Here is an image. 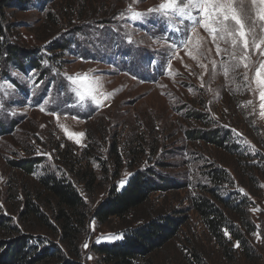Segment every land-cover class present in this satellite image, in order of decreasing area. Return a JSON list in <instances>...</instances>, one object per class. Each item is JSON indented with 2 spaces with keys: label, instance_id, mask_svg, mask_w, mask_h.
<instances>
[{
  "label": "rangeland",
  "instance_id": "obj_1",
  "mask_svg": "<svg viewBox=\"0 0 264 264\" xmlns=\"http://www.w3.org/2000/svg\"><path fill=\"white\" fill-rule=\"evenodd\" d=\"M95 1L106 13L117 8L114 16L103 18L109 24L90 23L77 32L71 49L64 50L62 57L58 50H50L51 41L61 37L58 31L42 39L38 34L37 23L46 9L38 8L34 0L27 9L6 11L5 22L17 27L13 32H18L24 50L38 53L36 66L23 70L0 61V126L9 128L11 121L16 122L6 133L0 132V216L25 228L18 223L25 204L14 188L32 182L25 181L19 169H11V162L39 157L42 160L30 175L33 183L48 175L76 184L78 180L58 159V152L67 148L78 159L75 169L92 172L96 183H108L104 169L108 175L115 174L109 156L115 144L122 156L121 167L109 183L122 186L121 181L125 183L135 170L146 168L155 173L154 183L165 189L152 191L124 218H112L105 224L92 222L82 247L85 264H99L91 244L119 241L126 223L136 227L149 220L175 221L176 225L171 237L145 264H195L194 256L200 264H264V115L251 81L254 68L264 57L249 49L254 63L245 86L243 66L224 74L225 63L237 62L232 60L231 43L217 41L227 50L217 55L212 38L199 25L194 31L189 26L186 35L183 29L175 30L176 22L147 13L161 0ZM242 3L251 26L255 10L251 0ZM118 7L121 11L116 14ZM135 12L146 15L133 19ZM166 23L171 25L170 36ZM254 35L257 42L264 39L258 23ZM236 55H243L242 46ZM85 74L88 81L73 84L67 79ZM89 84L95 102L88 93ZM77 92L85 95L83 101ZM249 100L253 103L247 104ZM194 112L204 120L197 122L190 114ZM214 128L225 136L222 146L192 138L197 131ZM126 149L138 153L128 161ZM214 171L219 172L221 185L213 184ZM103 196L104 191L96 189L85 200L94 207ZM203 198L215 205L220 198L244 199L253 230L237 221L240 215L235 213L231 219L243 234L245 249L240 244L236 247L237 241L222 240L207 226L195 209ZM4 233L0 230V241L5 239ZM41 235L47 237L43 230ZM223 237L229 235L224 232ZM36 238L32 242H38Z\"/></svg>",
  "mask_w": 264,
  "mask_h": 264
},
{
  "label": "trees",
  "instance_id": "obj_2",
  "mask_svg": "<svg viewBox=\"0 0 264 264\" xmlns=\"http://www.w3.org/2000/svg\"><path fill=\"white\" fill-rule=\"evenodd\" d=\"M32 1L34 0H0V61L6 64L14 63L20 70H23L25 66H36L38 52L36 49L31 52L24 50L23 41L19 38L18 32H13V30L17 31V27H10L5 22V15L8 9H27ZM35 1L40 5L38 8L46 9L41 21L37 23L40 39L58 31L59 34L56 33L61 37L52 40L53 46H49L51 51L58 50L59 57L63 56L64 50L71 49V40L77 37V32L88 28L90 23L98 22V26L109 24L108 20L103 18L114 16L117 9L113 7L106 13L95 0ZM120 11L118 7L116 14ZM66 35L68 36L64 38ZM7 71L8 69H4V75H8ZM190 114L199 123L204 120L201 114L196 112ZM15 124V121H11L9 128L0 126V132L6 133ZM197 133L192 137L194 141L202 140L218 146H222V139L225 138L224 135H220V129L217 128L204 132L197 131ZM225 134L227 140L228 132ZM231 148L233 149L230 147V150ZM137 153V151L126 149L128 161L133 154ZM109 156L113 162L115 174L108 175L110 172L104 169L108 183H96L92 172L75 169L78 159L72 154V150L65 148L58 152V159L78 180L79 183L76 184L79 187L68 180L48 175L35 179L33 183L30 175L35 166L41 162L42 159L40 160L39 157L11 162L9 164L11 169H19L24 174V176L22 174L23 179L32 183H18L14 188L15 193L21 195L20 201L25 204L18 218V223L25 228H19L9 218L0 216V230L6 235L5 239L0 241V264H85L82 259L84 252L82 247L92 222L105 224L112 218H124L144 203L152 191L165 189V185L157 186L154 183L155 173L146 168L135 170V173L122 186L118 183H109L115 180L117 170L121 167L122 156L115 144L111 146ZM219 178V172L214 171L212 180L215 186L222 184L218 183ZM164 182L161 180V184ZM96 189L104 191L105 196L91 207L85 199ZM211 194L214 196L213 190ZM209 201L211 200L203 198L196 203L195 207L204 217L207 226L212 228L216 235L220 234L219 237L222 240H226L229 244L237 241L245 249L243 234L238 232V228L233 223L234 219H231V215L236 213L241 216L237 221L253 230L248 212L245 210L244 199L235 202L220 198L219 205ZM35 219L39 222H34ZM165 223L167 222L163 220H149L136 227L126 223L122 239L111 243L91 244L90 249L96 255L99 264H145L148 256L171 237L176 222ZM42 230L47 233V237L41 235ZM224 232L229 237L224 238ZM33 237H38L36 238L38 242H32ZM51 238L57 242L53 243ZM246 255L249 256L247 253ZM194 258L195 264H200L199 258L197 256Z\"/></svg>",
  "mask_w": 264,
  "mask_h": 264
},
{
  "label": "snow or ice",
  "instance_id": "obj_3",
  "mask_svg": "<svg viewBox=\"0 0 264 264\" xmlns=\"http://www.w3.org/2000/svg\"><path fill=\"white\" fill-rule=\"evenodd\" d=\"M251 4L255 10V19L252 21L251 26L247 22V13L242 0H161L158 6L148 9L147 13H156L169 21V23L176 22L177 26L175 30L180 31L183 29L186 35L188 34L189 26H192V30L194 31V26L199 25L212 38V42L216 45L217 55L227 51L226 49H222L220 43L217 41L230 42L233 47L232 60L237 62L231 64L225 63L223 65L224 74L227 76L230 71H235L243 66L246 70L243 80L245 86H248V70L252 68L254 63L248 54L249 49L254 48L261 57H264V39H260L257 42L254 35V28L257 23L259 24L260 31L264 33V0H251ZM145 15L146 13L135 12L131 18L142 19ZM250 35L252 36L251 40L249 39ZM182 43L186 44L187 41H182ZM241 46L243 55L237 57L236 51L241 49ZM175 47L179 48L180 45H176ZM188 54L192 55L191 52ZM195 58L193 56V59ZM215 66L214 62L213 67L215 68ZM67 79L70 83L75 84L78 80L88 81V76L87 74L83 77L69 76ZM251 81L256 85V89L258 90L261 114L264 115V59L259 62L258 67L254 68V75ZM88 93H93L91 84H89ZM77 95L81 101L85 99L84 94L77 92ZM91 99L95 102L96 98L94 94L91 95ZM246 103L252 104L253 101L249 100ZM41 111H44V108H41ZM123 183L121 181V184ZM235 246L238 247L239 243Z\"/></svg>",
  "mask_w": 264,
  "mask_h": 264
}]
</instances>
